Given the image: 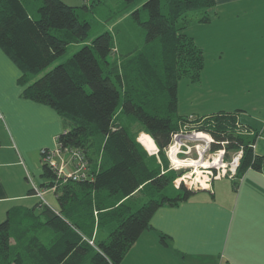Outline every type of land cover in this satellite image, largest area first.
Returning a JSON list of instances; mask_svg holds the SVG:
<instances>
[{"label":"trees","instance_id":"trees-1","mask_svg":"<svg viewBox=\"0 0 264 264\" xmlns=\"http://www.w3.org/2000/svg\"><path fill=\"white\" fill-rule=\"evenodd\" d=\"M123 1L120 6L146 30L145 44L135 52L115 45L119 22L89 38L93 19L110 23L120 13L107 16L103 8L63 0H0V45L23 69V95L58 111L64 123L58 144L79 150L88 164L86 179L64 181L42 160L41 188L53 190L58 206L40 198L17 220L2 221L0 264H120L152 228L160 206L197 192L175 186L178 173L166 154L181 129L209 132L212 149H226L227 158L243 149L235 185L250 168L264 171V155L254 148L260 132L241 120V109L194 121L177 113L178 80L199 81L205 64L203 49L186 32L188 14L199 12L195 21L208 22L216 0ZM70 44L83 46L63 61ZM141 132L152 136L156 154L138 140ZM160 237L165 242L166 235Z\"/></svg>","mask_w":264,"mask_h":264},{"label":"crops","instance_id":"crops-1","mask_svg":"<svg viewBox=\"0 0 264 264\" xmlns=\"http://www.w3.org/2000/svg\"><path fill=\"white\" fill-rule=\"evenodd\" d=\"M63 1L73 6L91 3ZM116 2L117 6L124 3ZM102 5L92 7L101 11ZM131 11L104 23L103 29L114 30ZM209 15L208 22L196 21L186 29L198 26L194 33H187L204 51V68L226 69L229 67L219 66L229 61L231 70L237 71L233 74L246 85L249 76L264 71V0H216ZM22 72L16 59L0 45V223L9 215L17 220L39 202L32 184L41 187L44 182L42 150L55 147L52 143L64 130L56 109L23 95ZM255 84L251 82L248 93ZM254 102H236L233 109L217 111L241 109V120L260 132L255 152L264 155V120H256L264 115L254 114L264 106ZM192 108L200 110L201 105ZM193 109L189 115H196ZM47 191L52 190L46 189L44 197ZM196 191L178 204L160 206L151 218L152 228L143 231L120 264H264V171L250 168L238 185L233 178L226 181L221 177L213 180L211 188ZM161 234L166 235L165 242Z\"/></svg>","mask_w":264,"mask_h":264},{"label":"rangeland","instance_id":"rangeland-1","mask_svg":"<svg viewBox=\"0 0 264 264\" xmlns=\"http://www.w3.org/2000/svg\"><path fill=\"white\" fill-rule=\"evenodd\" d=\"M117 0H105L103 2L102 8L107 13V16L111 14L112 16L120 13L121 15H124L125 8L121 6H117ZM94 0H91V3H88L92 6V3ZM101 8V9H102ZM201 13L199 12H191L188 14V16L192 17L191 26L195 25L196 18L200 16ZM214 16V15H213ZM104 20L96 21L93 19L92 21V28L89 33V38L92 40L97 35L102 33L103 30V24ZM190 26V27H191ZM188 27V26H187ZM187 29V28H186ZM192 30V29H191ZM191 30L189 29L187 32L191 33ZM198 30V26H195L192 30L194 33ZM199 32V31H198ZM114 35V42L115 45L119 47L120 52L127 53L129 51L135 52L137 49L142 48L145 44V38H146V30L145 28L138 24L131 16V12L129 14L128 18H121V21L119 22L118 27L115 29V31L112 32ZM83 45L76 46V44H70L67 50V53L62 56L61 60L65 61L68 57L72 56L74 52H76L79 48H81ZM114 55L110 54L109 59L113 60ZM229 62V61H228ZM224 63V61L221 63L219 67H226V69L219 70L215 65L209 66L208 68H203L201 72V78L199 81H192V78L189 76H184L178 80V86H177V95H178V114H186L189 115L188 111L192 110V107H195L197 105H201V109H193L194 111H197L196 115H209L214 112H217L219 108L222 109H228L233 107L236 102H241L242 104L249 105V102L251 100L255 99V104H259L260 106H264V76L261 79L260 76L263 75L264 71L259 70L257 71L256 77H248V82L246 85L244 83L246 81H242V78L236 77L233 73H237V71H232L230 68V64ZM205 66V65H204ZM45 71H41L38 75L43 74ZM261 80V81H257ZM251 82H256V84L253 86L252 90L253 92H249L251 89ZM257 97V98H256ZM256 99H258V103L256 102ZM253 104V103H252ZM216 106V107H214ZM233 109V108H231ZM260 112L254 113L255 116H261L264 115V107L261 109L259 108ZM257 122L263 121L264 117L256 119ZM139 125H135L133 127V130H137ZM145 132H141L138 136L139 140L141 135ZM189 144L194 143L190 140H188ZM141 142V141H140ZM142 143V142H141ZM57 141L52 143L51 146H56ZM56 147H49V150H54ZM237 151H231L229 154L228 160L231 159L232 155H234ZM191 158H196L197 153L193 150ZM184 154H181L180 157H184ZM227 158V157H226ZM68 165L67 169H71ZM193 167V166H192ZM192 167H180L179 169H175L178 173V176L182 172L190 171L193 168ZM200 168V167H199ZM187 169V170H186ZM201 169V168H200ZM195 178V177H193ZM205 178V177H204ZM204 178L201 177V181L204 182ZM229 176L225 177V180H231ZM199 185V180L197 181ZM185 184V183H184ZM191 185H194L195 183H189ZM34 185L32 184V187ZM176 186V185H175ZM189 186V185H188ZM177 187V186H176ZM49 192V191H47ZM53 190L49 193H46L45 197L49 199L52 203H56L57 200L55 198V195ZM136 199V202L143 201V199H140L139 196ZM36 200V199H35ZM38 200V199H37ZM40 200V199H39ZM36 202V201H34ZM98 211H95L94 216L96 219V222L98 221L99 217ZM10 216V215H9ZM105 234L104 232H100L99 236L102 237Z\"/></svg>","mask_w":264,"mask_h":264},{"label":"built area","instance_id":"built-area-1","mask_svg":"<svg viewBox=\"0 0 264 264\" xmlns=\"http://www.w3.org/2000/svg\"><path fill=\"white\" fill-rule=\"evenodd\" d=\"M196 115H189L188 119L194 121ZM193 123V122H192ZM199 134H205L206 137H198ZM188 140L194 142L189 144ZM57 141V138H56ZM214 141L212 135L204 130L196 129L192 127L190 129H181L176 132L173 136L172 142L166 147V154L170 159V167L172 169H179L180 167H192L188 166L189 159L193 150L197 153V157L194 160L201 161L206 160L209 162L207 167H204L202 163L197 162V166L204 170L203 175L199 177V185L197 178L198 173H195V168L189 172H182L176 179L175 185L179 187L182 183H185L188 187L193 189H204L211 188L213 180L219 179L221 177L233 178L237 174V168L240 164V159L243 155V149H239L231 159L226 158V149H212V142ZM256 145H254L255 148ZM54 150H49L48 148L42 150V160L47 163L49 167L56 173L57 177L67 180H84L88 176V164L85 160L83 153L76 149H65L63 150L61 146L56 144ZM184 154V157H180ZM173 156L178 157L181 163H177L173 160ZM68 165H72L71 169H67ZM187 170V169H186ZM195 177V178H193ZM204 178V182L200 179ZM195 183L194 185L188 184ZM34 190L36 194L46 201L44 197L45 189L34 185ZM47 202V201H46ZM93 242V241H91Z\"/></svg>","mask_w":264,"mask_h":264},{"label":"bare ground","instance_id":"bare-ground-1","mask_svg":"<svg viewBox=\"0 0 264 264\" xmlns=\"http://www.w3.org/2000/svg\"><path fill=\"white\" fill-rule=\"evenodd\" d=\"M198 137H206L205 134H199ZM140 141L142 142V144L145 146V148L150 152V153H155L158 150V146L156 145L154 139L152 138L151 135H149L148 133H143L140 137ZM173 160L177 163H181V160L176 157L173 156ZM189 164L188 166H193V168H195V173H198L197 178H195V180H199L200 175H203V172H205L204 170H201L198 166H197V162L202 163V165H204V167H207L209 162L206 160H201V161H197L194 160V158H191L188 160ZM43 200V199H42Z\"/></svg>","mask_w":264,"mask_h":264},{"label":"snow or ice","instance_id":"snow-or-ice-1","mask_svg":"<svg viewBox=\"0 0 264 264\" xmlns=\"http://www.w3.org/2000/svg\"><path fill=\"white\" fill-rule=\"evenodd\" d=\"M2 87H3L2 80H0V91H2Z\"/></svg>","mask_w":264,"mask_h":264},{"label":"water","instance_id":"water-1","mask_svg":"<svg viewBox=\"0 0 264 264\" xmlns=\"http://www.w3.org/2000/svg\"><path fill=\"white\" fill-rule=\"evenodd\" d=\"M138 140H139V138H138ZM140 141V140H139Z\"/></svg>","mask_w":264,"mask_h":264}]
</instances>
